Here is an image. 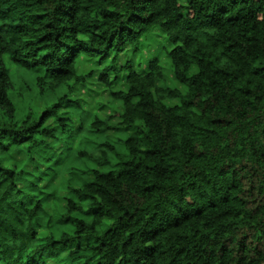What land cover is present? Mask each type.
Instances as JSON below:
<instances>
[{"label": "trees", "instance_id": "1", "mask_svg": "<svg viewBox=\"0 0 264 264\" xmlns=\"http://www.w3.org/2000/svg\"><path fill=\"white\" fill-rule=\"evenodd\" d=\"M154 30L186 91L114 57L120 127L84 110ZM0 264H264V0H0Z\"/></svg>", "mask_w": 264, "mask_h": 264}, {"label": "rangeland", "instance_id": "2", "mask_svg": "<svg viewBox=\"0 0 264 264\" xmlns=\"http://www.w3.org/2000/svg\"><path fill=\"white\" fill-rule=\"evenodd\" d=\"M182 3L185 0H180ZM140 53L133 52L131 46H127L120 53H111L109 59L106 62H101L98 58H88L86 56H81L78 60L79 63V74L81 76H86L85 85H78L76 88L75 97L79 98L82 103L84 110L88 111L90 114L99 117L102 120H109L111 126L120 127L121 123L120 115L123 112V105L121 102L116 101L112 98V92L124 91L126 87V74L127 71L113 72L110 74V84L106 85L100 81V76L105 69L112 66V59L114 57L118 58V65L120 67L133 62L134 67L138 72H145L148 70V60L157 58L159 64L162 68L164 80L159 82V86H166L171 89H177L181 92L186 91V87L180 84L173 72L171 62L168 58V52L171 51L174 46L171 45L166 39L165 34L154 30V32L148 36L141 39ZM2 61L7 62L10 66L12 74L16 73V66L11 65L8 58H3ZM195 73V71H194ZM90 74V77H89ZM172 105L178 103V101L168 102ZM36 115L39 116L44 110L45 105L42 102H36L34 104ZM77 120L79 124V118L73 117ZM74 120V121H75ZM52 121H50L51 123ZM111 136H116L115 132H109ZM79 143V137L74 136L72 140L73 148H77ZM25 159L24 156L20 157ZM28 169H31V164L26 165ZM44 234V232H41Z\"/></svg>", "mask_w": 264, "mask_h": 264}]
</instances>
